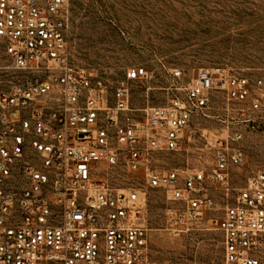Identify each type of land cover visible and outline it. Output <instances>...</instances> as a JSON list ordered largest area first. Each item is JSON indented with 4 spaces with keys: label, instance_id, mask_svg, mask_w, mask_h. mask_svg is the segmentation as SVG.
Segmentation results:
<instances>
[{
    "label": "built area",
    "instance_id": "obj_1",
    "mask_svg": "<svg viewBox=\"0 0 264 264\" xmlns=\"http://www.w3.org/2000/svg\"><path fill=\"white\" fill-rule=\"evenodd\" d=\"M69 6L0 0V264H181L151 255L150 188L175 204L170 230L207 222L222 232L223 264H264V170L229 198L231 175L247 158L242 132L227 125L210 138L209 170L154 164L159 153L195 140L192 119L207 116L215 94L239 105L241 123L263 130L264 71L174 69L169 103L136 108L129 83L148 80L150 71L130 67L113 86L76 66ZM117 167L139 174L137 185L114 187Z\"/></svg>",
    "mask_w": 264,
    "mask_h": 264
},
{
    "label": "rangeland",
    "instance_id": "obj_2",
    "mask_svg": "<svg viewBox=\"0 0 264 264\" xmlns=\"http://www.w3.org/2000/svg\"><path fill=\"white\" fill-rule=\"evenodd\" d=\"M69 10L76 66L113 86L126 81L130 67L150 71L148 80L129 83L136 108L169 103L174 69L187 76L199 68L250 76L264 71V0H70ZM4 59L0 52V66ZM238 108L215 94L207 116L192 119L195 140L183 150L159 153L154 164L183 172L209 170L215 159L209 140L221 137L229 125L230 132H242L240 145L247 154L245 166L231 175V199L250 176L264 170V129L253 131L241 123ZM138 175L117 167L110 172V183L126 189L137 185ZM209 193L222 198L213 187ZM174 207L162 189H148L152 257L181 264H223L222 232L207 222L184 233L173 232L167 222Z\"/></svg>",
    "mask_w": 264,
    "mask_h": 264
}]
</instances>
